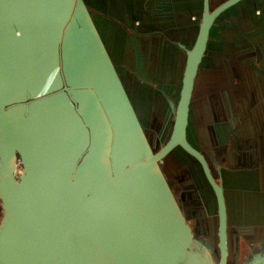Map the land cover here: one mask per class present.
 <instances>
[{
	"label": "water",
	"instance_id": "water-1",
	"mask_svg": "<svg viewBox=\"0 0 264 264\" xmlns=\"http://www.w3.org/2000/svg\"><path fill=\"white\" fill-rule=\"evenodd\" d=\"M243 1L213 9L203 0L161 147L86 0H0V264H232L239 230L210 158L188 133L211 30ZM178 149L199 165L217 201L214 258L196 250L164 171Z\"/></svg>",
	"mask_w": 264,
	"mask_h": 264
},
{
	"label": "rangeland",
	"instance_id": "rangeland-1",
	"mask_svg": "<svg viewBox=\"0 0 264 264\" xmlns=\"http://www.w3.org/2000/svg\"><path fill=\"white\" fill-rule=\"evenodd\" d=\"M171 1L86 0L102 36L113 55L121 77L129 85L128 89L130 90L131 97L141 120L153 140H157L161 147L166 144L171 135L174 116L171 110L168 109V97L166 98V96L160 93V90L166 91L169 89V86L165 84L168 80L163 82L160 78H163L165 74L170 75L179 72L180 82L178 86L171 88V93L168 94L170 99L177 104L180 97V88L182 86V77L187 56L186 50L182 48V45L190 48L196 40L198 26L202 19V0H194V4L191 6V11L189 12H185L180 7V3L183 0H179L178 13L173 17L175 27L169 34L174 42L172 44H165L166 36H164V43L162 45L164 67L170 66L167 72L155 68V74H150L149 64L147 63L145 55L141 53L138 58L134 56H122V48H116L114 38L119 33L116 31V27H119L137 40L139 49L142 42L148 41V44H150V40L156 36L160 37L161 33L168 28L166 25V13L173 12ZM224 1L226 0H212V8H218ZM261 6L262 3L259 0V5L247 16H239L237 12L232 11L221 17L213 30V40L208 56L205 59L202 73L204 70L208 72L209 60H224L223 63L227 66L226 70L216 72V74L213 71V76H209V81H205L203 78L204 74H201L195 93L193 107L194 120L191 137L193 136L192 142L204 152L210 149L209 144L204 141V134L207 133L204 128L198 125L201 124L199 122L200 113L204 110L203 105L206 100L208 99L209 102L210 96H218L222 93L225 100H227V108H232L234 98L240 99V97L246 98L249 96V92L245 86H247L248 81L252 80V77L248 74V69L244 67L245 65L239 67V64L244 61L243 55L254 53L255 47L257 46L256 43L264 45V18L256 19V17L263 15L260 10ZM157 12L161 17L157 18V20L153 19L152 23L148 22L151 18L150 15ZM245 24L248 25L243 27ZM151 32H154V35L149 37L148 34ZM152 61H154V54ZM252 65L254 64L252 63ZM254 66L258 70V62ZM228 67L236 70V73H238L237 76L231 78L233 79L232 82L231 79L228 80L230 75ZM217 76L220 79L214 78ZM238 78L241 79L242 90H236V86L234 85L239 83ZM210 87L213 88L210 89ZM247 107V104L244 103L243 109L245 110ZM212 160L215 171L219 170L220 164L216 162L215 158ZM164 171L168 176L171 186L181 200L185 213L188 215L189 221L194 227L198 238L202 239L201 244H198V249L208 248L210 255L213 258L214 256L216 257L218 245L217 201L210 187L207 185L199 165L178 149L165 161ZM231 193L228 192V197H231ZM239 207L240 204L236 205L235 210H238ZM255 209H257V206L255 208L249 206L248 214H244L243 218L238 219L236 213L233 212L234 205L230 204V212L234 213L230 218V224L234 229L239 230V234H237V237L239 236V247L243 244L242 255L240 252L239 255L236 254L234 248L231 250L232 264H234L236 257L239 260V264L246 263V257H248L247 252L249 253V250L245 248L246 244L241 239L252 230L249 213L255 211ZM247 219H250V221ZM232 233L233 239L234 231ZM241 234L242 238H240Z\"/></svg>",
	"mask_w": 264,
	"mask_h": 264
},
{
	"label": "flooded vegetation",
	"instance_id": "flooded-vegetation-1",
	"mask_svg": "<svg viewBox=\"0 0 264 264\" xmlns=\"http://www.w3.org/2000/svg\"><path fill=\"white\" fill-rule=\"evenodd\" d=\"M226 1H224V3ZM260 2L262 3L260 10L263 13L262 15L263 17L262 16L256 17V19L264 18V0H260ZM201 3H202V15H203V0L201 1ZM193 4H194V0H183L180 3V7L183 10L186 9L184 10L185 12H189L191 11V6ZM258 5H259V0H244L239 5L231 8L229 11L224 13L221 17L232 11L237 12L239 16L242 15L247 16L250 13H252L254 8L257 7ZM171 7L173 12L166 13V25L168 26V28L166 31L162 32L163 35L166 36L165 44H170V43L172 44L174 42L170 38L169 34L175 27L174 26L175 22L173 17L178 12L179 0H172ZM211 8H212V0H211ZM152 15L155 16L154 17L155 20L161 17L159 16L160 14H158V12L153 13ZM220 18H218L217 21ZM200 24L198 26V34H199ZM247 25L248 24L242 26L246 27ZM216 26H217V22L215 23V25L211 30L207 54L204 56L203 62L201 63L195 83L196 86H195L192 109H191V118L189 121L188 139L193 146L198 148L203 154H205L208 158H210L212 167L214 164L212 159L214 158L216 159V162L220 164L219 170L215 171L213 167V171L217 177L218 182L223 184V187L225 189L229 219L234 213H236V217L238 219L243 218L244 214H248L249 206H253L254 208L257 206V209H255V211L249 213V218L251 219V221L250 219H247L251 222L250 225L252 227V230L250 231V233H248V235L243 236V238L241 234L240 238H242L241 240L245 242L246 244L245 248L249 250V253L247 252L248 257H246V263L244 264H264V191H260L258 189L252 190L253 185L251 183L249 188L250 192L246 196L241 189L242 188L241 176L239 177V174H242L244 170L260 171L262 173V181L264 182V45H261L260 43H256L257 46L255 47V51L253 54L243 55L242 57L244 58V61L241 63L239 60H237L240 63L239 67L245 65L244 67L248 69V74L251 75L252 77V80L248 81L247 86H245L247 91L249 92L248 97L246 98L240 97V99L234 98L232 108H227L226 106L227 100H225L222 93L219 94L218 96H213V97L210 96L209 102L207 99L206 102L204 103L203 105L204 110L200 113V119H199V122L201 124L198 126L204 128V130L207 133L204 134V141L207 144H209V148H210L209 151L208 150L206 152L202 151L197 145H195L192 142L193 136L191 137V131L193 130V120H194L193 107L195 102V93L197 91L201 74H204L203 78L205 81H209L210 79L209 76H213L212 75L213 71H215L216 74V72L218 73L220 71L226 70V66H227L223 63L224 60H220V61H216L214 59L209 60L208 61L209 65L207 69L208 72H205L204 70L202 73L206 61L205 59L208 56L210 45L213 40L212 37L213 30ZM134 42L136 47V56L138 58L140 56V50L138 44H136L135 39ZM193 45L190 48H186L182 45V48L186 50V54H187V50L191 49ZM256 62H258V66H257L258 70L254 66ZM186 63H187V56H186ZM252 63L254 65H252ZM228 72L230 73L228 80L233 78V76L235 77L238 75V73H236V70H232V68L229 67H228ZM214 78L220 79L218 76ZM232 80L233 79H231V82ZM238 82H239L238 84H234L236 86V90L238 89L242 90L243 87L241 88L242 83L240 78H238ZM212 88L213 87H210V89ZM160 93L166 96V98L168 97L169 99L168 109L171 110L175 120L174 109L175 110L177 109L178 103L176 104L173 100L170 99V96L168 94L171 93V90L169 89L166 91L160 90ZM244 103H246L248 106L247 109L245 110L243 109ZM174 120L172 122V131H173ZM243 161L244 164H247L246 167L248 168L242 169L244 167ZM238 177L240 178V181H238L237 183L236 179ZM256 181H258V176H256ZM230 188L233 190H231ZM228 192H232L231 197L230 196L228 197ZM230 204L234 205V211H233L234 213L230 212ZM239 204L240 207L238 208V210H235L236 209L235 206ZM186 216L188 222L190 223L187 214ZM193 230L195 232L194 227ZM195 236H196L195 247L197 245L196 250L200 252H202L203 250L208 251L209 250L208 248L198 249V244L199 245L201 244L202 239L198 238L196 232H195ZM242 245H240L239 247V252L241 255H242L241 251L243 248Z\"/></svg>",
	"mask_w": 264,
	"mask_h": 264
},
{
	"label": "crops",
	"instance_id": "crops-1",
	"mask_svg": "<svg viewBox=\"0 0 264 264\" xmlns=\"http://www.w3.org/2000/svg\"><path fill=\"white\" fill-rule=\"evenodd\" d=\"M184 10H186V9H184ZM150 17L151 18L148 20V22L152 23V20L155 19L154 18L155 16L150 15ZM116 31L119 33L115 35L114 44H115L116 48L117 47L122 48L121 55L122 56H129V57H132V56L137 57L136 56V47H135V42H134L135 38L131 37L130 34L121 30L119 27H116ZM153 35H154V32H151L148 34L149 37H152ZM163 43H164L163 33H161L160 37L156 36L155 38L150 40V44H148V41L142 42V45L139 43L140 49H141V50L139 49L140 54L143 53L145 55L147 63L149 64V70H150L149 72H151L150 74H155V72H156L155 68L159 69L160 71L164 70L165 72H167L170 69V66L164 67V55L162 53ZM136 44H137V40H136ZM153 54H154V61H152ZM112 57H113V55H112ZM160 79L163 80V82L165 80H168V81H166L165 84L167 86H169V90H170L171 88H174L175 86H177L179 84L180 74H179V72L172 73L170 75L165 74L164 77L160 78ZM127 87H129L128 84H127ZM243 166L244 167L242 169L248 168V167H246L247 164H244V161H243ZM240 176H241V184H242L241 189H242L243 193H245L246 196L250 192L249 188H250L251 183L253 185L252 190L258 189L260 191H264V182L262 181V173L260 171L244 170L242 172V174H239V177ZM256 176H258V181H256ZM239 177L236 179L237 183H238V181H240ZM262 182H263V184H262Z\"/></svg>",
	"mask_w": 264,
	"mask_h": 264
},
{
	"label": "bare ground",
	"instance_id": "bare-ground-1",
	"mask_svg": "<svg viewBox=\"0 0 264 264\" xmlns=\"http://www.w3.org/2000/svg\"><path fill=\"white\" fill-rule=\"evenodd\" d=\"M263 17V16H262Z\"/></svg>",
	"mask_w": 264,
	"mask_h": 264
}]
</instances>
